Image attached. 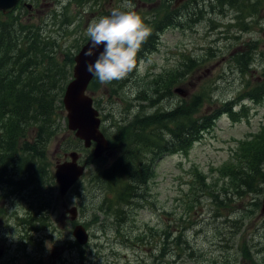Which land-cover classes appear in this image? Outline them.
I'll return each instance as SVG.
<instances>
[{"label":"rangeland","instance_id":"1","mask_svg":"<svg viewBox=\"0 0 264 264\" xmlns=\"http://www.w3.org/2000/svg\"><path fill=\"white\" fill-rule=\"evenodd\" d=\"M254 1H246L243 9L225 0L210 5L204 0H131L151 30L156 18L174 16L176 22L155 31L153 51L141 47L134 72L108 84L96 78L89 90L111 144L102 159L94 160L92 151L68 130L64 91L59 97L63 108L52 119V135L39 166L43 173L23 177L15 175L17 170L4 172L0 164V250L5 252L0 264H264V193L239 197L233 191L239 186L235 174H222L239 142L264 125V99L254 103L248 96L251 88L264 83V0ZM123 3L27 0L15 14L0 11V28L14 25L12 38L17 42L32 35L27 27L50 38L48 52L57 53L59 67L71 71L68 84L74 57L89 39V23ZM5 36L10 37L8 32ZM242 51L248 52L246 57L252 51L257 62L238 57ZM188 59L198 65L191 74L183 68ZM35 67L41 64L29 70ZM178 71L182 82L169 89ZM177 87L187 96L176 95ZM199 94L204 99L192 116L195 121L226 103H233L234 114L243 113V107L249 112L237 121L223 113L187 151L161 154V146L171 139L169 129H175L168 127L170 117L186 112ZM155 116L164 119L163 125L152 119ZM141 134L152 138L158 152L148 183L137 185L124 178L105 184L103 171L121 161L131 141L142 162L154 158L139 141ZM72 150L82 154L86 172L61 197L55 165ZM258 203L260 208L254 206ZM72 207L78 209L75 222L64 215ZM77 224L90 235L86 246L73 237Z\"/></svg>","mask_w":264,"mask_h":264},{"label":"trees","instance_id":"2","mask_svg":"<svg viewBox=\"0 0 264 264\" xmlns=\"http://www.w3.org/2000/svg\"><path fill=\"white\" fill-rule=\"evenodd\" d=\"M155 22L151 35L142 45L143 51L149 52L156 48L155 31L174 24L176 17L166 15L161 21L156 18ZM14 29H17L14 25L10 28H0V164L4 165V172L17 170L16 175L37 176L43 173L39 166L45 159L52 135L54 123L52 119L57 110L63 108L59 106V103H62L59 97L65 91L71 71L59 67L57 53L48 52L47 49L52 43L50 38H43L38 30L27 27L25 31L32 35L17 42L18 39L12 38ZM6 32L10 35L9 38L5 36ZM252 54L253 52L250 51V58ZM238 57H244L243 53L240 52ZM53 60L55 64L51 66ZM139 60L137 56V63ZM21 61L24 62L21 63ZM70 61L74 63L72 59ZM37 64H41V67L29 70ZM195 66L198 67L196 61L188 59L183 68L191 74ZM54 70L56 73L53 72ZM183 77L178 71L176 77L170 82L169 89L181 83ZM259 85L248 92V96L256 102L264 99V83ZM56 90L60 93H55ZM203 99L204 97L200 94L195 96L193 102L187 105L186 112L180 114L177 111V115L170 117L168 127L173 125L175 129H169L171 139L161 146V154L187 151L203 137L204 131L214 127L223 113L229 112L232 119L237 121L239 117H246L249 112L245 109L243 113L234 114L233 103H226L224 107L215 109L211 114L204 115L195 121L192 116L202 104ZM152 119L161 125L164 123L161 116H155ZM138 139L145 145V152H150L154 158L149 163L142 162L136 144L131 141L125 146L121 161L103 171L101 178L105 184L120 183V180L124 178H128L137 185L148 183L158 157L157 147L150 137H144L141 134ZM123 142L126 144V141ZM234 154L239 161L234 162V157L222 170V174L226 176L230 171L235 174L234 177L239 182V186L233 188L234 194L239 197L255 193L263 194L264 125L257 133L251 134L250 139L241 141L239 149ZM124 174L125 177H122ZM118 179L120 180L117 181ZM46 183L47 181L44 182L45 185ZM128 189L125 186L124 191ZM254 206L260 208L261 203Z\"/></svg>","mask_w":264,"mask_h":264},{"label":"water","instance_id":"3","mask_svg":"<svg viewBox=\"0 0 264 264\" xmlns=\"http://www.w3.org/2000/svg\"><path fill=\"white\" fill-rule=\"evenodd\" d=\"M16 2L17 0H0V10L9 13ZM90 44L89 39L74 58L73 78L66 86L63 105L67 112L68 130L83 143L85 150L93 149L92 157L99 161L110 151L111 144L101 129L100 112L95 107L94 99L88 94L90 84L95 78L86 71L85 67L86 63L94 59L84 55ZM174 93L181 97L187 96V92L182 87L175 88ZM81 160L82 154L72 150L65 154L64 160L56 162L54 176L61 197H66L85 175L86 166L81 164ZM67 214H70L72 222L77 221V207L67 209L64 215ZM262 214H264V199ZM73 237L80 246H86L90 239L88 231L82 224L75 226ZM3 256V250H0V259Z\"/></svg>","mask_w":264,"mask_h":264},{"label":"clouds","instance_id":"4","mask_svg":"<svg viewBox=\"0 0 264 264\" xmlns=\"http://www.w3.org/2000/svg\"><path fill=\"white\" fill-rule=\"evenodd\" d=\"M86 35L91 44L84 55L94 57L86 63V71L101 84H108L126 78L137 68V54L151 29L131 0H124L121 8L113 9L110 15L93 19Z\"/></svg>","mask_w":264,"mask_h":264},{"label":"flooded vegetation","instance_id":"5","mask_svg":"<svg viewBox=\"0 0 264 264\" xmlns=\"http://www.w3.org/2000/svg\"><path fill=\"white\" fill-rule=\"evenodd\" d=\"M26 1L27 0H20V3H19V5H18V8L21 6V5H25V3H26ZM205 2H208L206 5H210L211 4V1L212 0H204ZM246 1L248 2V1H252V0H225V3L226 4H234V3H236V4H239L240 6H242L243 7V9L246 7ZM258 1V0H257ZM257 1H254V3H256ZM245 11H247V10H245ZM248 50V48H246V51ZM243 52V51H242ZM248 53V52H247ZM247 53H244L243 52V55H244V57H246V54ZM248 60L250 59L251 60V62L254 64V63H256L257 62V59L255 58V56H254V54H252V56H251V58H250V55L248 54V57H246Z\"/></svg>","mask_w":264,"mask_h":264},{"label":"bare ground","instance_id":"6","mask_svg":"<svg viewBox=\"0 0 264 264\" xmlns=\"http://www.w3.org/2000/svg\"><path fill=\"white\" fill-rule=\"evenodd\" d=\"M223 21V20H222ZM69 26V25H68ZM16 175V174H15ZM75 227V226H74ZM87 229V228H86ZM56 231V230H55ZM63 257V256H62ZM67 262V261H66Z\"/></svg>","mask_w":264,"mask_h":264}]
</instances>
